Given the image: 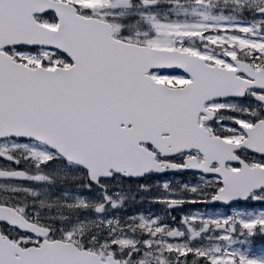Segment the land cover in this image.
<instances>
[{
    "label": "snow or ice",
    "instance_id": "1",
    "mask_svg": "<svg viewBox=\"0 0 264 264\" xmlns=\"http://www.w3.org/2000/svg\"><path fill=\"white\" fill-rule=\"evenodd\" d=\"M130 7V0H101L99 11L65 0H0V143L14 136L13 148L23 149L25 159H35L41 169L60 159L54 151L59 142L105 171L123 163L137 166L138 175L172 171L202 176L210 190L199 203L224 213L229 234L219 238L228 243L223 249H194L179 264L194 259L199 264H264V85L251 88L252 95L236 91L204 98L209 80L226 77L209 65L152 52L151 40L133 43L131 34H124L133 25L121 22ZM256 14L264 16V9ZM173 81L190 87L176 94L160 87ZM249 100L257 107L238 106ZM209 107L215 108L210 116L203 111ZM5 127L11 129L7 134ZM201 130L216 141L236 138L235 147L208 146V152L227 157L219 171L203 170V150L173 147L176 141L194 142ZM158 140L168 143L157 148ZM144 150L153 162L143 159ZM197 155L196 165L185 164ZM0 161L10 166L0 180L29 179L21 161L4 150ZM210 167L216 169L217 161H210ZM236 208L244 211L233 225L227 213ZM237 230L252 238L248 247H232L237 241L231 233ZM9 231L26 247L10 252L11 261H5L8 250L0 247V264H54L46 240L0 214V239L15 244ZM26 237L44 246L28 248Z\"/></svg>",
    "mask_w": 264,
    "mask_h": 264
},
{
    "label": "rangeland",
    "instance_id": "2",
    "mask_svg": "<svg viewBox=\"0 0 264 264\" xmlns=\"http://www.w3.org/2000/svg\"><path fill=\"white\" fill-rule=\"evenodd\" d=\"M75 2H83V0H72ZM93 0H85L86 3L91 4ZM154 7L164 9L165 3L170 8L169 12L172 15H188V17H198L202 19L200 22L192 21L191 24L184 25L180 20H158V19H139L137 24L144 29H151L162 34L163 38H167L173 34L183 35H195L194 30H204L207 28L216 29L224 28L230 24L226 22V17L229 15L228 9H234L238 7L240 9H248V14L252 17L251 21L254 25L264 26V18L256 17L254 11L264 5V0H154ZM161 5V7L159 6ZM107 4H104V8ZM209 7V10L207 8ZM153 9L143 8L138 6L137 8L131 7L127 10V17L138 15L141 17L147 13H153ZM153 10V11H151ZM251 10V11H250ZM209 11V12H208ZM210 14L213 21H216L212 25H209L208 21L203 20L204 17ZM236 30L246 29L245 26L239 27L235 25ZM249 32L254 31V27L247 29ZM209 42L215 45H230L234 43L237 47L245 46L251 51L248 54H252L253 51L264 52V44L261 42H255L245 37L239 38L232 36L225 42L224 35L210 34L207 36ZM171 39H165V42L159 43L153 42L154 45L170 44ZM229 55L234 58L235 54L229 52ZM17 142L5 141L0 143V150H4L11 157L21 161L23 166L31 175L30 184H18L0 181V193L2 192L7 199L14 200L13 197L19 193H27L19 195L22 207V211L26 206L28 209L38 210L39 213L27 211L28 218L40 220L39 222L45 226V222L49 221L51 217L58 218L61 222L58 226L57 235L68 240L81 241L83 237H88L90 242L101 240L99 242L102 249L108 248V251L115 254H128L129 251L142 252H158L161 254L160 262L166 264L168 259H165L167 253H172L177 262H180V258L186 253L192 252L194 249H212L217 246L216 242L220 239L221 235H227L228 229L224 231H216L214 227L219 224H225L222 216L224 213L219 209L214 210H188L183 214L179 213L182 222H180L176 228V234L178 238L172 240L167 238L166 234L171 229L170 226L165 224L160 225V220H165L164 214L158 212L156 216H153L154 209H151L148 216L140 214V216L134 220L136 223L126 227L122 230L119 227V218L116 216L118 207L116 205H122V203H131L134 200V196L137 193L139 195L138 200L146 203V206L150 208L152 201H169L174 204L173 201L181 203L188 201L191 197V201H202L206 198V194L210 188L205 179L197 177H187L192 183L181 181H174V185L169 187L167 180H163L164 183H158L157 188L155 184L148 186H139L135 181H125L120 178H113L111 180L100 181L99 187L92 190L91 196L89 195H69L67 193H59L54 189H49L48 185H41L37 183L35 178L48 184L51 178H69V179H82V172L75 166L54 165L51 168L44 169L36 166V160H26L28 155L23 149L13 148ZM9 165L0 163V170L9 169ZM30 177V176H29ZM186 178V177H185ZM183 178L182 180H185ZM52 180V179H51ZM8 193V194H7ZM157 193V194H156ZM185 194L184 198L182 195ZM23 195V196H22ZM0 196V201L4 202L5 197ZM161 196L163 198H157ZM4 199V200H1ZM128 199L127 202H125ZM121 201V202H120ZM190 201V202H191ZM196 204V203H195ZM38 208V209H37ZM47 208V212H44ZM90 208V209H89ZM98 209V210H97ZM155 208V210H159ZM244 210L233 209L227 214L233 217V225L235 224L236 217L240 215ZM51 214V215H50ZM132 220L134 218H131ZM226 225V224H225ZM127 226V225H126ZM207 226V228H205ZM147 236V231H153L151 237H146L143 241L139 238V234ZM239 232V230H237ZM224 241V240H223ZM227 242V241H226ZM136 248V249H135ZM125 252V253H124ZM175 262V260H172ZM189 264H199L198 259L188 261ZM173 264V263H171Z\"/></svg>",
    "mask_w": 264,
    "mask_h": 264
},
{
    "label": "water",
    "instance_id": "3",
    "mask_svg": "<svg viewBox=\"0 0 264 264\" xmlns=\"http://www.w3.org/2000/svg\"><path fill=\"white\" fill-rule=\"evenodd\" d=\"M11 129L5 127L4 132L7 134ZM248 131V130H246ZM8 138H15L14 136H9ZM192 145H194V142H190ZM209 145H216L212 140H206L203 139V143L197 142L194 146L197 147L198 149L203 150L204 152V163L202 164L203 170L208 171V167L210 166V161L216 160L217 163L220 164V168L216 171H219L222 169L223 166V159L222 157L216 153L212 154L208 152V146ZM194 146H189L193 148ZM188 148V147H185ZM54 150L58 152L62 157L65 159L78 164L79 166L84 167L85 169L88 170V176L91 182H96L99 177H107L110 176L109 173L110 171L113 172H120L123 173L124 171L126 172V175H132V176H141L136 174V167L135 165H127L123 163H113L111 165L107 166V170L105 171L103 168H98L94 165H92V162L86 158L84 155H82L79 151L74 150V149H68L64 147L62 144L59 142H56ZM147 161V159H146ZM3 173V172H0ZM6 174V173H4ZM0 214L3 215V218L9 220L10 223L17 224L19 228L25 229V227H34V226H29L24 223V221L21 219L20 216H18L13 210L8 209V208H0ZM0 247L5 248L8 250L3 258L5 261H11L12 257L10 255V252H21L22 250L11 244L8 243L4 239H0ZM49 255L48 259L54 262V264H117L113 260L109 259L106 262H101L97 260L96 257L85 253V252H75V251H69L66 247L62 245H52L48 247ZM96 258V259H95Z\"/></svg>",
    "mask_w": 264,
    "mask_h": 264
},
{
    "label": "flooded vegetation",
    "instance_id": "4",
    "mask_svg": "<svg viewBox=\"0 0 264 264\" xmlns=\"http://www.w3.org/2000/svg\"><path fill=\"white\" fill-rule=\"evenodd\" d=\"M128 33H129L128 31H124L125 35H127ZM133 34H134V36L137 37V39L142 44H144L145 42H147L149 40H151L152 43L155 41L161 40V39L163 40L162 34L160 35L158 32L151 30V29L150 30L149 29H143V28L134 29ZM234 34H236V32ZM241 35H242V33H241ZM133 39L134 38L132 37V40ZM137 39H136V41H138ZM152 46L157 47V48H161V49H167L169 47H173V45H170V44H165V45L164 44H160V45L152 44ZM183 46L184 45H182V47ZM176 50L181 51L180 49H176ZM228 50H229V52H234L235 58H229L228 59V62L225 65V67L227 69L234 68L235 62H241V61L249 62L251 60H254V57H255V56L248 55L249 49L247 47H245V46L237 47V45H235L234 43H231L230 47H228ZM238 78H240L244 81L246 80L243 75H239ZM182 85L184 86L185 84H181L180 86H182ZM235 88H236V91H243V88L241 87V85H239V83L235 86ZM246 91L249 92V95H252L250 89H248ZM238 106L239 107H247L249 109H254L257 107V105H255L251 100L245 101L243 104L238 105ZM206 109H208V111H210L212 113L215 111V108H212V107H209ZM224 115L227 116V115H230V113H225ZM225 122L227 123V121H225ZM216 131L219 133L222 131V129L216 128ZM235 139L236 138L226 139L225 141L230 142V143H235ZM181 175H183V174H181ZM8 233L12 234V231H9ZM26 239H29V243L27 244V246H36V244H34L29 237H26ZM44 240H46V241H48V240L52 241L53 240L54 241V240H56V238L53 236H50L49 238H46ZM22 243H23V241H22ZM24 246H26V245H24ZM128 263L129 264H162L161 262L157 261V256H148V255H144V254L130 255Z\"/></svg>",
    "mask_w": 264,
    "mask_h": 264
},
{
    "label": "trees",
    "instance_id": "5",
    "mask_svg": "<svg viewBox=\"0 0 264 264\" xmlns=\"http://www.w3.org/2000/svg\"><path fill=\"white\" fill-rule=\"evenodd\" d=\"M0 162H2V161H0ZM63 184H64L63 187H66V189L72 190V191H73L74 186L76 185V183H74V184H68L67 181L63 182Z\"/></svg>",
    "mask_w": 264,
    "mask_h": 264
}]
</instances>
